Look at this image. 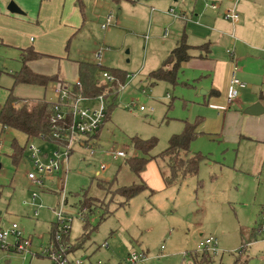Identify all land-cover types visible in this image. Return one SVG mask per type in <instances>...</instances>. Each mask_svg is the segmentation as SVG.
I'll return each mask as SVG.
<instances>
[{
  "label": "rangeland",
  "instance_id": "obj_1",
  "mask_svg": "<svg viewBox=\"0 0 264 264\" xmlns=\"http://www.w3.org/2000/svg\"><path fill=\"white\" fill-rule=\"evenodd\" d=\"M138 2L148 6L151 0ZM105 11L99 6L88 7L84 27L73 30L68 36H43L35 33L36 27L43 23L33 20L28 12L24 11L26 16L11 15L7 13V6L2 12L0 9V17L5 18L0 20V30L2 22L7 26L5 40L0 37V105L11 93L32 103L44 98L57 99L51 87L15 83L14 76L23 67L20 49L28 48L27 43L49 55L34 65L39 75H58L74 83L78 76L77 63L94 60V53L105 46L108 49L105 66L131 77L119 92L110 119L95 143L97 153L91 156L88 150L75 148L68 164L54 172V179L44 181L43 190L28 180V173L33 170L29 147L36 145L43 155L52 154L59 147L39 139L29 141L23 133L4 129L0 124L3 225L18 224L23 235L33 241L29 255L0 250V264H54L45 250L56 223L53 210L67 198L66 209L74 217L69 239L75 244L83 234L80 201L84 191H89L90 198H100H92L98 201L93 203L98 209L86 215L92 227L91 240L86 244L88 250L79 254L89 255L94 264H127L134 252L147 255L143 254L146 259L134 264H191V253L198 250L201 235L202 239L213 237L218 241V250L213 254L215 264H235L236 260L244 264H264V231L260 230L264 212V169L251 174L252 143L243 142L239 146L228 141L227 134L213 131L217 116L211 112L207 98L194 88V83L187 85L183 73L175 86L168 82L151 85L148 75L153 70L151 64H145L146 56L151 55L155 42L156 32L152 29L163 24H156V20L150 24L149 18L132 20L126 13L120 26L102 30L101 25L110 14ZM260 18L258 24L264 38V0ZM50 23L51 20H47L44 27L49 28ZM16 28L19 32L14 33L12 29ZM147 35L150 41L146 44ZM141 107L145 110L141 111ZM199 117L208 121L210 130L203 129L191 144V153H200L206 158L198 177H189L181 188L153 189L154 194L145 191L127 205H122L124 199L107 197L99 190V179L110 181L116 177L119 186L137 183L136 177L124 166V159H114L113 151L125 150L131 158L136 157L137 153L131 152L132 139L138 137L157 139L154 153H161L169 146L172 136L183 133L185 124L195 123ZM15 141L26 147L18 165L13 159ZM157 162L160 173L168 174L165 163ZM101 163L108 167L106 172L102 171ZM34 193H37L35 199ZM40 206L42 209L36 217L35 211ZM108 209L112 214L102 222L104 211ZM106 242L109 248H100Z\"/></svg>",
  "mask_w": 264,
  "mask_h": 264
},
{
  "label": "crops",
  "instance_id": "obj_2",
  "mask_svg": "<svg viewBox=\"0 0 264 264\" xmlns=\"http://www.w3.org/2000/svg\"><path fill=\"white\" fill-rule=\"evenodd\" d=\"M138 1L140 0H0V9L2 12L3 8L7 6V13L11 15L24 16L25 12H28L33 20H40V23H43L41 27H36L35 30L37 35L43 36L60 34L68 36L73 30L84 27L85 9L94 6L110 11L106 18L109 15L115 17L112 25L114 27L121 25V20H125L126 13L132 16V20H148L149 18L150 24L154 23L155 20L156 24H163L158 29H156L157 27L152 29L154 33L156 32V37L152 44L151 55L146 56L145 64H151L150 68L153 71L160 69L182 39H186L187 44L191 47L189 51L191 59L182 64L179 75L183 73L187 85L189 86V83L193 82L194 88L201 91V95L207 98L211 112L217 116L213 131H221L222 134H227L229 138L227 140L235 142L239 146L243 142L252 143L250 145L254 147V162L251 174L261 173L264 169V114L258 117L249 116L244 111L258 102L264 106V94L262 93V90L264 92V56H262L264 55V38H262V30L258 24L262 15V0H240L237 3L234 0H151L148 6L140 4ZM11 4L18 6L23 14L11 13L9 11ZM212 5L217 7L212 8ZM170 8H175L184 18L175 19L169 15ZM232 9L238 11V23H232L225 18L226 13ZM2 18L0 17L1 21L5 19ZM9 19L21 21L15 18L14 20ZM47 20H51L48 25L49 28L44 27ZM5 26V23L2 22L0 37L4 40L7 29ZM12 30L14 33L19 32L18 28ZM166 31L167 34H165ZM148 41H150L149 35L146 36V44ZM9 43L7 41V44ZM26 46L28 48L20 49L21 63L22 53L25 49L32 48L38 53H44L39 47H32L31 43H27ZM101 49L103 51L102 65L105 66V56L108 49L105 46H101L99 50ZM99 50L94 53V60L90 61L98 65L100 63L96 59V54ZM39 60L28 64L34 73L37 71L33 67L37 65ZM234 75L244 82L247 88L241 90L239 97L230 102L229 90ZM59 78L61 81H65L64 78ZM78 80L79 75L76 82ZM128 80H131V77ZM50 87L54 92V83L47 88ZM57 99L47 100L44 98L43 100L56 102ZM94 102L97 104L96 100H91L85 105L93 107L95 106ZM198 119L201 123L198 129L199 134L203 133V129L208 132L210 130L208 121H205L204 117ZM157 163V161L148 163L146 171L141 174L142 180L153 191L151 194L155 193L153 189L165 191L171 188L166 186L160 173V166ZM187 179L176 187L181 188ZM3 216L4 214L0 212L2 224ZM86 244L77 252L71 253V257H83L86 264H94L89 255L85 257L79 255L82 250H88ZM104 244L100 248L108 249L109 245L104 247ZM98 264L102 263L99 262Z\"/></svg>",
  "mask_w": 264,
  "mask_h": 264
},
{
  "label": "trees",
  "instance_id": "obj_3",
  "mask_svg": "<svg viewBox=\"0 0 264 264\" xmlns=\"http://www.w3.org/2000/svg\"><path fill=\"white\" fill-rule=\"evenodd\" d=\"M191 47L187 44L186 39H182L177 48H175L170 56L166 59L162 67L153 71L149 75L151 85H156L159 82H169L172 85H177L178 76L183 63L191 59L189 54ZM48 57L47 55L38 53L32 48L23 50L22 53V70L15 77L16 84H24L30 86H39L43 88L49 87L51 84L58 82L63 83L65 88L70 91L71 99L79 96L95 100L99 97H104L107 105L106 120L99 131L90 137L94 144L99 141L100 133L105 124L110 119L111 113L115 107L114 102L125 86L128 80V74L121 70L109 69L104 65H98L92 62H79L78 75L79 80L76 83L61 81L58 75L44 76L34 73L28 64ZM109 74L114 78V81L103 77V74ZM102 75V78H101ZM102 79V80H101ZM54 116V102L45 100L32 103L31 100L21 99L9 95L7 101L0 105V124L4 129H12L23 133L28 140L39 139L48 143L61 146L63 141L55 138L56 130L53 129L52 117ZM200 120L195 123H186L183 133L174 135L169 141V146L161 153L155 154L154 150L157 147V139L144 140L138 137L132 139V151L136 152L137 156L124 158V166L136 177L137 183L130 186H119L114 180L105 181L98 180V188L105 193L107 197L124 199L122 205H127L132 199L145 191L153 193L150 187L142 180L141 174L147 169L148 163L151 161H162L168 169V174L163 171L161 175L167 187L179 186L189 177H197L199 175L200 166L206 159L200 153H191V144L199 135ZM26 148V147H25ZM25 148L21 147L18 142L13 143V159L18 165L23 159ZM89 191H84L81 196L80 208L81 215L84 220L83 234L78 242L73 244L70 242L69 236L64 239V244H71L70 253L80 250L91 239L92 227L89 222V213L94 214V210L98 209L93 203L98 202L89 197ZM103 194V193H102ZM89 212V213H87ZM102 222L106 220L112 212L110 209L104 211ZM55 223L50 231V242H53L55 237ZM56 249L58 244H54ZM80 246V247H78ZM191 264H215V258L211 252L194 251L191 253ZM215 262V263H214ZM245 263V262H244ZM240 260H236L235 264H244Z\"/></svg>",
  "mask_w": 264,
  "mask_h": 264
},
{
  "label": "built area",
  "instance_id": "obj_4",
  "mask_svg": "<svg viewBox=\"0 0 264 264\" xmlns=\"http://www.w3.org/2000/svg\"><path fill=\"white\" fill-rule=\"evenodd\" d=\"M236 3L240 0H234ZM216 5H212V8H216ZM168 14L175 19L184 18L175 8H170ZM226 20L232 23L239 22V14L235 9L229 10L225 15ZM115 17L109 15L105 23L102 24L103 30H108L114 23ZM167 34V31L165 32ZM96 59L102 65L103 51L99 50L96 54ZM103 77L110 82L114 81V78L109 74H103ZM130 78V76H128ZM247 88V85L242 82L236 75L233 76L230 90L229 101L233 102L239 97L241 90ZM54 92L58 99L54 102V116L52 117L53 129L56 130L55 138L63 141L59 150L52 153L43 155L42 150L36 145L32 144L29 147L31 154V161L33 163V170L28 173V180L39 190L44 189L45 180H53V174L56 171L64 168L74 152L75 147L80 146L89 151L91 156H94L97 151L94 148V141L90 140L91 136H94L106 120L107 105L104 97L95 99L97 104L93 107L86 106L85 103L92 99L79 96L75 99H71L70 91L65 88L63 83L58 82L54 84ZM141 111L145 108L141 107ZM35 140V139H31ZM114 159L127 158L131 155L128 151L117 150L111 153ZM101 169L106 172L108 167L101 163ZM99 175V173H98ZM34 199L37 197V193H34ZM60 205L53 210L56 217L55 223V239L50 242L49 246L45 248L46 252L50 254L54 264H86L82 258L71 257V244H64V239L69 236L71 226L74 221L73 214L66 208L67 198L62 199ZM42 206L38 207L35 211V216H39V212ZM261 231H264V213L261 215ZM33 241L30 237H25L20 227L16 223H12L8 226H4L0 222V250L17 253V254H30V248ZM54 244H58L59 248L56 249ZM108 244H104L107 247ZM218 241L213 238L202 239L198 245L199 252H211L215 254L217 252ZM146 256L132 253L127 259V264H134L140 260H145Z\"/></svg>",
  "mask_w": 264,
  "mask_h": 264
},
{
  "label": "water",
  "instance_id": "obj_5",
  "mask_svg": "<svg viewBox=\"0 0 264 264\" xmlns=\"http://www.w3.org/2000/svg\"><path fill=\"white\" fill-rule=\"evenodd\" d=\"M9 11L13 14H23V12L15 4H11ZM244 113L249 116H261L264 114V106L262 103L258 102L250 107H248Z\"/></svg>",
  "mask_w": 264,
  "mask_h": 264
}]
</instances>
